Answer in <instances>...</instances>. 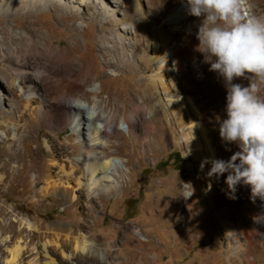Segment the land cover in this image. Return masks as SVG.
Segmentation results:
<instances>
[{
  "label": "rangeland",
  "instance_id": "374dc122",
  "mask_svg": "<svg viewBox=\"0 0 264 264\" xmlns=\"http://www.w3.org/2000/svg\"><path fill=\"white\" fill-rule=\"evenodd\" d=\"M2 1L5 0H0V2ZM94 1L102 4L101 0ZM105 1L108 3L106 6L109 7L110 4L111 7L110 0ZM140 1L147 11L149 22L152 21V15L155 14V7L159 8V15L156 16V20L157 18L158 20L154 25L156 27L160 26L163 19L176 5L186 3V0ZM251 3L252 11L255 14L264 15V0H251ZM75 8L84 9L85 13H76L79 17L84 18L79 21L78 25L85 29L86 33L80 38L82 49L78 53L72 51L69 58L75 63L79 62V68L83 67L85 74L98 78L94 79L93 83L88 82V86L97 88L102 86L103 88L101 99H96L91 93H88L84 101L87 102L89 108L108 116L111 123L116 125L121 132L118 137L111 134L114 137L111 141L114 147L110 149L119 169L122 168V174L117 177L120 180V187L115 195L113 193L111 196H101L100 200H94L92 210L87 205V185L84 193H77L81 203L76 206L64 205L53 197L46 199L38 197L37 194L43 185L45 172L50 169L48 165L49 152L44 147V140H51L54 144H60L58 146L64 148L83 144L79 142L81 133L79 132L76 136L73 125L69 124L65 128H49L43 126L38 119V124L32 129V137L34 140L38 137L39 149L34 153L35 160L32 167L35 170L31 172L30 179L33 182L35 176L40 172L41 183L35 190L36 194L33 195L22 196L21 187L13 189L6 195L0 194V205L2 206L0 224L6 229L0 231V236H11L13 241L17 240L18 236L14 232L17 231L18 224L13 220L26 219L43 232H46L45 225L47 224H66L71 228L78 229L81 234L98 240L100 244L116 240V247H113V250L118 249L123 253L115 255L109 252L104 261L91 255L82 259L86 264H126L128 262L130 264H264V232H256L255 225L253 227L246 226L251 214L254 216L253 222L259 221L264 225V207L263 209L260 207V198L253 201L251 189L243 184L237 186L235 198H229V189L224 182L227 173L219 179L209 178L207 173L210 169L200 172L198 168V180L196 183L193 182L192 164L197 165V162L189 155L184 156L187 151L181 144V136L188 134L189 126L175 127L171 121L159 114L153 129L151 124L143 125L139 132L143 138L146 136L150 139V145L145 147V152L141 144L145 139L137 141L124 132L122 118L132 112L133 101L140 98L136 89L148 91V86L141 82L140 75L121 73L115 65L110 66L105 62L102 54L98 51L99 48L94 43L95 29L93 27L88 29V19L86 18L92 14V11L77 4L74 5ZM120 10L135 14L134 10L128 6H122ZM42 13L29 16L27 10L21 13L14 9L0 10V84L5 88L4 93L7 94L13 107L17 101L6 89L7 83L4 84L3 77L6 75V71L8 70V73L14 77L13 68L29 69L32 64L49 65L53 61L46 54L48 50L46 45L39 46L38 53L36 50L27 48L28 40L24 32L32 31L30 23L39 21L38 38L49 37L51 46L58 47L59 51H62L68 44L65 39V29L72 22L68 20L58 22L55 10ZM142 18L137 12L133 21L141 22ZM201 20L202 18L191 16L187 23L197 25V28L195 30L187 29L177 34L170 32L171 26L164 25L162 34L170 37L172 42L162 49L161 53L163 54L155 53V49L151 46L148 47L145 40L141 41L140 51L137 53H145L148 58L163 57L174 44H177L175 58L179 65L188 63L189 68L193 71L200 70L205 66L210 74L216 73L209 71L210 64L204 62V57L197 48L199 44L197 32ZM114 21L112 19L110 23H114ZM119 35L130 38L134 42V35ZM22 37L25 40L20 43ZM145 49L146 52H144ZM134 50L133 46L127 50V58L140 71H144L145 66L141 64L140 60L133 61L131 51ZM86 51L87 53H85ZM110 61L114 62L113 59ZM172 69L171 73L176 79L178 74H176L174 66ZM155 71L156 69L150 71L148 75L153 76ZM28 73L31 74L30 71ZM120 74L122 75L120 76ZM49 79L53 81L52 76ZM49 79L48 82H45L46 84H49ZM167 80L169 82L170 78L167 77ZM233 82L241 83L242 79ZM177 83L180 88H185L184 83L180 82V77ZM209 86L207 92H199L200 86L193 85L194 90L184 95L190 96L200 111L199 117L194 118L191 115V120L202 124L208 131L217 158L228 160L235 152L239 151V148L235 143L226 144L219 136L220 122L227 118L225 111L227 90L220 76L211 77ZM92 90V87L88 88L89 92ZM61 92L72 96L70 86L65 85L61 88ZM165 93L167 94L162 96V99L167 105L180 104L177 101L179 98L175 95L176 91H173L171 85L168 86ZM115 94L121 97L117 98ZM38 97L43 99V94L39 93L36 99ZM108 97L111 98L109 105L106 103ZM0 98H2L1 92ZM51 99L61 103L68 101L67 97L60 98L58 95L52 96ZM71 100L74 102L80 99L74 97ZM121 103L124 104L126 110L123 109ZM5 104L8 105L9 101L0 100V118L6 115L4 113ZM33 105L35 103H31L30 108ZM185 115L188 116V113L185 112ZM140 118L144 119V114L139 112ZM2 132L8 135L7 144H12L14 148L19 147V144L12 143L9 129L4 125L0 126L1 147L4 145L3 137H5ZM23 132L24 130L21 129L19 134ZM36 146L33 144L34 149ZM174 154L179 156L176 161L173 159ZM65 161L66 159H63L60 168H51L56 175L62 176V174L66 175L71 172L70 165ZM125 164H128L126 168ZM76 179L73 174L70 183L74 185ZM188 182H191L194 192L186 198L189 190L183 187V184ZM209 183L211 184L210 190H208ZM0 190L5 191V188L0 187ZM239 218H242L243 224ZM148 230L153 231L149 238L150 242H142V237L137 232L145 234ZM228 230L236 231L238 240L242 243V249L236 254V257L228 258L226 254L230 249L229 239L233 235L230 233L229 236H225V232ZM246 231L253 235V242L244 235ZM121 239H125L127 242L121 244L119 243ZM232 241L234 242L233 239ZM34 243L36 244L37 241ZM29 245L32 244L29 243ZM3 251L4 253H0V264H5L6 259L9 258L6 248H3ZM39 253L43 262L45 259L42 249H39ZM57 255L54 254V256ZM112 256L118 260L113 261ZM28 260L26 258V262Z\"/></svg>",
  "mask_w": 264,
  "mask_h": 264
},
{
  "label": "bare ground",
  "instance_id": "6f19581e",
  "mask_svg": "<svg viewBox=\"0 0 264 264\" xmlns=\"http://www.w3.org/2000/svg\"><path fill=\"white\" fill-rule=\"evenodd\" d=\"M110 2L111 7L110 4L109 7L106 6L108 3L104 0H101L102 4H98L94 0H5L0 2V10L14 9L20 13L27 10L29 16L35 13L43 14V11L51 12L55 10L58 22L64 20L72 22L65 29V39L68 44L62 51H59L58 47L51 46L49 37L38 38L37 35L40 33L38 30L39 21L30 23L32 31L30 33L24 32L28 40L27 48L33 51L36 50L38 53V47L44 44L48 47L46 54L53 61L49 65L35 63L29 69L13 68L14 77L8 73V70L6 71L3 81L4 84L7 83L6 89H8V92L12 93L17 101L14 107L7 94L4 93L5 88L0 84L2 96L0 100H3V102L5 100L9 101L8 105L5 104L4 113L6 115L5 118H0V126L8 127L12 143L19 144L18 148H14L12 144H7L6 138H8V135L2 132L5 137H3V147L0 146V187H4L5 191L0 190V194L6 195L19 187H21L20 193L22 196L36 194L35 190L41 183L40 172L35 176L33 182L30 179V174L35 170L32 163L35 160L34 153L39 149L38 137L35 140L32 137V129L38 124V119L43 126L49 128H65L69 124L73 125L75 127L73 129L74 134L77 136L80 132L79 142L83 143L82 145L76 144L74 147L64 148L59 147L60 144H54L51 140H44V147L49 152L48 165L50 169L45 172L43 185L39 194H37L38 197L42 199L53 197L64 205L76 206L81 203L78 200L77 193H84L87 185V205L92 210L94 200H100L101 196H111L113 193L115 195L119 190L120 180L117 177L122 174V168L119 169L110 149L114 147L111 144L114 138L111 134L118 137L121 135L120 130L111 123L108 116L89 108V106L83 108L76 105L71 100L75 97L84 101L88 93H91L96 99H101L103 91L102 86L99 88L88 86V82L93 83L94 79L98 78L85 74L83 67L79 68V62L75 63L69 58L72 51L78 53L82 49L80 38L86 33L85 29L78 25L79 21L84 18L79 17L77 14L78 12L85 13L84 9H74L75 4L92 11V14L86 18L88 19V29L90 27L95 29L94 43L99 48L98 51L102 54L105 62L110 66L115 65L121 73L140 75L141 82L148 86V91L136 89L140 98L133 101L131 105L132 112L122 118L124 132H127L130 137L137 141L145 139L141 142L145 152V147L150 145V139L146 136L143 138L139 132L143 125L148 126L151 124L153 129L159 114L171 121L175 127L189 126L188 134L181 136V144L185 147L189 157L197 162V165L191 163L194 183L198 180V168L200 172L211 168V164H205L201 169L202 161L206 158H217L208 131L202 124L191 120V115L194 118L199 117V108L190 96L184 94L194 90L193 85L200 86L198 88L199 92H207L210 88L211 77L219 75L217 73L210 74L205 66L201 67L200 70L193 71L189 68L188 63L179 65L175 58L177 44H174L163 57L148 58L145 53H137L140 51L141 41L145 40L148 47L151 46L155 49V53L163 54L161 53L162 49L172 42L170 37L162 34L164 25L171 26L170 32L172 34L197 28V25L187 23L191 15L187 14L186 3L176 5L163 19L160 26L156 27L154 25L158 20V18L156 20L157 14L159 15L158 7H155V14L152 15V21L149 22L147 11L140 0H133V2L132 0H110ZM122 6L131 7L135 14L139 12L143 17L141 22L133 21L134 13L129 14L121 11L120 7ZM120 17L122 18L120 19ZM112 19L115 20L114 23H110ZM119 34L134 35V42H132V39L122 37ZM24 40L22 37L19 42L23 43ZM132 46L135 49L131 51L133 61L140 60L141 64L145 66L144 71H140L127 58L126 52ZM144 52H146V49ZM111 59L114 62H111ZM172 66L178 74L176 79L173 78L174 76L171 73ZM155 69L154 75L149 76V72ZM77 70L82 72L79 73ZM29 71L31 74L28 73ZM51 76L53 81L49 79ZM167 77L170 78L169 82ZM179 77L185 88L178 86ZM48 79L50 82L46 84L45 82H48ZM247 83V80L242 79L241 84L247 86ZM65 85L71 87L72 96L62 94L61 88ZM170 85L173 91H176L175 95L179 98L177 101L181 105L174 103L167 105L165 100L162 99V96L167 94L165 92H167ZM89 87L93 89L90 92L88 91ZM39 93L43 94V99L40 97L36 99ZM56 95L60 98L67 97L68 101L65 103L52 101L51 97ZM115 96L117 98L121 97L116 94ZM107 100L106 103L109 105L111 98L108 97ZM31 103H35V105L30 108ZM121 104L123 109L126 110L124 104ZM184 110L188 113V116L185 115ZM139 112L144 114V119H139ZM21 122H23L22 125ZM21 129L24 132L19 134ZM33 144L37 145L36 149H34ZM80 151L81 154H79ZM63 159H66L65 162L70 165L71 172L59 176L51 168H60ZM127 165L125 164V168ZM73 174L77 178L74 185L70 183ZM259 203L263 209L264 200L260 199ZM33 205L35 206V204ZM1 207L0 205V218L2 219ZM239 219L243 224L242 218ZM253 219L254 216L251 214L246 226L253 227L255 225L256 232H264L263 223L253 222ZM13 221L18 224L17 231L14 232L18 239L13 241L11 236H0V253H4L3 248H6L9 254L5 264H86L82 259L91 255L104 261L109 252L115 255L123 254L118 249L113 250V247H116V240L100 244L98 240L81 234L78 229L71 228L66 224H47L45 225L46 232H43L38 226L26 219ZM4 230L6 229L0 224V231ZM152 233L151 230L146 231L145 234L137 232L142 237L141 241L145 243L150 242L149 238H151ZM230 233L233 235L229 239L230 249L226 253L228 258L236 257V254L242 249V243L238 240L236 231L231 232L228 230V232H225V236H229ZM244 235L253 242L251 233L246 231ZM34 241H37V243L35 244ZM126 242L127 240L121 239L119 243L124 244ZM29 243L32 245H29ZM39 249H42L44 254L43 258L45 260L43 262L40 259ZM54 254L57 256H54ZM26 258L29 259L27 262ZM111 259L113 261L118 260L114 256ZM126 264H130V262Z\"/></svg>",
  "mask_w": 264,
  "mask_h": 264
},
{
  "label": "clouds",
  "instance_id": "9594fccd",
  "mask_svg": "<svg viewBox=\"0 0 264 264\" xmlns=\"http://www.w3.org/2000/svg\"><path fill=\"white\" fill-rule=\"evenodd\" d=\"M252 8L251 0H186L187 14L202 18L198 51L227 90V118L220 122L219 136L239 148L228 160L206 158L200 167L211 164L209 178L227 173L229 198L234 199L237 186L243 184L250 187L254 201L264 200V15ZM238 79L247 80V86L233 82ZM74 103L88 107L83 100ZM183 187L191 190L186 198L190 197L191 182Z\"/></svg>",
  "mask_w": 264,
  "mask_h": 264
},
{
  "label": "trees",
  "instance_id": "16d2710c",
  "mask_svg": "<svg viewBox=\"0 0 264 264\" xmlns=\"http://www.w3.org/2000/svg\"><path fill=\"white\" fill-rule=\"evenodd\" d=\"M178 154H174V156H173V159H174V161H176L177 159H178ZM169 159H172V158H169ZM181 162H183L182 160H181Z\"/></svg>",
  "mask_w": 264,
  "mask_h": 264
}]
</instances>
